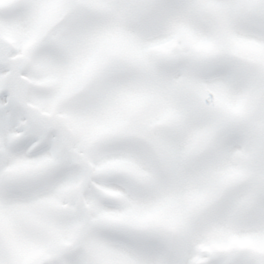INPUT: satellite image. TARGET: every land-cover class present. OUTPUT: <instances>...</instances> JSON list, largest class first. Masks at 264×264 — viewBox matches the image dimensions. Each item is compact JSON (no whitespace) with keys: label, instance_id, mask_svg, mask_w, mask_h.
<instances>
[{"label":"snow or ice","instance_id":"6c2138e0","mask_svg":"<svg viewBox=\"0 0 264 264\" xmlns=\"http://www.w3.org/2000/svg\"><path fill=\"white\" fill-rule=\"evenodd\" d=\"M0 264H264V0H0Z\"/></svg>","mask_w":264,"mask_h":264}]
</instances>
